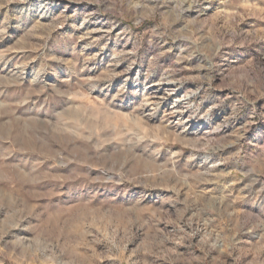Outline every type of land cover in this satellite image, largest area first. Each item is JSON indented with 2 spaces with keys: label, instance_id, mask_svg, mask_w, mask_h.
Wrapping results in <instances>:
<instances>
[{
  "label": "rangeland",
  "instance_id": "374dc122",
  "mask_svg": "<svg viewBox=\"0 0 264 264\" xmlns=\"http://www.w3.org/2000/svg\"><path fill=\"white\" fill-rule=\"evenodd\" d=\"M0 264H264V0H0Z\"/></svg>",
  "mask_w": 264,
  "mask_h": 264
}]
</instances>
